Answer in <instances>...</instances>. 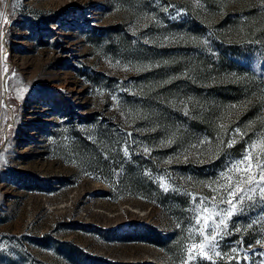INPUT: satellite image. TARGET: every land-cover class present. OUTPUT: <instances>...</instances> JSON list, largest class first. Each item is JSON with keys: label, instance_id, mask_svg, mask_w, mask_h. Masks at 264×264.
<instances>
[{"label": "rangeland", "instance_id": "rangeland-1", "mask_svg": "<svg viewBox=\"0 0 264 264\" xmlns=\"http://www.w3.org/2000/svg\"><path fill=\"white\" fill-rule=\"evenodd\" d=\"M263 6L0 0V264H183L221 172L264 161V78L218 51H258ZM216 231L190 264H264V199Z\"/></svg>", "mask_w": 264, "mask_h": 264}, {"label": "snow or ice", "instance_id": "snow-or-ice-1", "mask_svg": "<svg viewBox=\"0 0 264 264\" xmlns=\"http://www.w3.org/2000/svg\"><path fill=\"white\" fill-rule=\"evenodd\" d=\"M3 22L5 24L9 22L6 15ZM232 107L235 108L236 106L233 105ZM223 127L221 125L222 129ZM236 132L239 133L240 129H236ZM201 143H204V141H201ZM235 143V140H231L228 142L227 147L231 148ZM262 144L264 142L258 141L252 147L259 148ZM145 151L148 150L145 149ZM127 154V151H125V155ZM221 181H225L226 183H221ZM214 183L219 184L220 189L227 197L226 199L223 196L220 197L219 203H226L229 207L217 213H211L207 207L201 209L203 215L198 213L195 218L196 225L199 228L196 235L200 239V242L199 244L193 243L187 247V260L183 264H190L191 261L198 258L201 260H211L212 256L209 255V251L215 249L217 238L221 235L220 232L216 231V228L221 226L226 227L227 220L237 213L238 205H242L245 201H253L257 196L264 199V161L258 159L255 165H253L252 154L249 152L242 159L232 162L231 166L226 171L221 172L220 177ZM160 187L164 191L169 190V186L163 178H161ZM216 200L217 198L213 197V201ZM217 215L222 217L218 225L211 223L213 217ZM202 221L203 226L201 227ZM210 229L213 233L211 235L208 234ZM256 243L264 244V240H257ZM233 251L235 252V249ZM215 254L220 256L218 252ZM235 258L238 259V257ZM245 259H247V256H245Z\"/></svg>", "mask_w": 264, "mask_h": 264}, {"label": "trees", "instance_id": "trees-1", "mask_svg": "<svg viewBox=\"0 0 264 264\" xmlns=\"http://www.w3.org/2000/svg\"><path fill=\"white\" fill-rule=\"evenodd\" d=\"M245 11H246V15L251 17L250 19L252 18L257 19L259 18L258 16L260 15L262 16L261 12H264V6L261 8L260 7L252 8V9L250 8ZM241 14L243 15L244 13ZM229 18L232 23L236 24L237 19L238 20L241 19V15L233 14L230 15ZM262 30H264V28ZM255 45H257L258 47V51H256L255 49L256 47L238 48L234 44H228V45L222 44L218 46L220 65L224 67L234 66L235 68H237L236 70L243 69L244 68L243 66L253 69L252 62L256 61V64L259 67V69L256 70V74H257L256 76L264 78V44H261L262 45L261 47H259V44H255ZM237 61H241V62H237ZM251 74H255V73L251 71ZM227 93H232V92L229 90L227 91ZM238 93H240V91Z\"/></svg>", "mask_w": 264, "mask_h": 264}]
</instances>
